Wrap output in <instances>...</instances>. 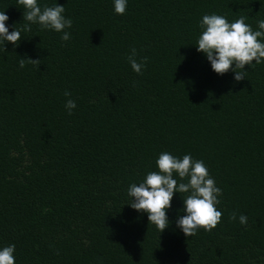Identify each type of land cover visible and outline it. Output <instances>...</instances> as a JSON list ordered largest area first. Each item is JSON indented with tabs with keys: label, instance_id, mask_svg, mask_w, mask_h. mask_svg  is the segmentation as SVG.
I'll return each instance as SVG.
<instances>
[{
	"label": "trees",
	"instance_id": "obj_1",
	"mask_svg": "<svg viewBox=\"0 0 264 264\" xmlns=\"http://www.w3.org/2000/svg\"><path fill=\"white\" fill-rule=\"evenodd\" d=\"M38 4L63 5L71 38L33 23L0 51V249L14 244L15 264H264V61L237 82L195 45L205 14L259 30L264 0H127L123 15L114 0ZM0 11L9 31L29 23L17 0ZM164 151L203 160L222 190L211 231L177 226L185 193L161 233L130 207Z\"/></svg>",
	"mask_w": 264,
	"mask_h": 264
},
{
	"label": "clouds",
	"instance_id": "obj_2",
	"mask_svg": "<svg viewBox=\"0 0 264 264\" xmlns=\"http://www.w3.org/2000/svg\"><path fill=\"white\" fill-rule=\"evenodd\" d=\"M17 3L23 7V19L29 23L24 24L22 29L13 28L9 31L6 25L9 17L4 11H0V51H6V41L14 46L18 45L22 38L21 32L31 31L33 23H38L42 29L62 32L61 39L64 41L71 38V33L64 29L71 28L73 21L64 16L63 5H45L42 8L38 0H17ZM126 9L127 0H114L117 14L123 15ZM246 20V16H241L234 22H229L225 16L205 14L200 21L203 31L195 44L197 51L206 55L215 73L222 75L232 70L237 82L246 77L245 71H242L245 65H251L253 61L256 64L264 61V20L257 21L259 30H253ZM135 57L136 49L132 48L129 63L136 73H141L147 57L140 61ZM26 62L39 65L40 59L25 57L18 61L21 68ZM70 95V92L65 91V96ZM75 107L76 102L69 98L65 103L68 113L71 114ZM156 166L158 171H149L142 182L130 184L127 194L132 198L130 207L147 213L148 222L153 223L159 233L169 226L167 210L171 207L176 192L187 194L183 198L185 215L176 221L185 236L196 235L199 228L211 231L220 223L223 214L216 206L220 203L218 197L222 195V190L216 186V181L210 176L203 160H194L190 154L178 158L164 151L159 154ZM185 179L187 182H184ZM236 218L237 215L233 212L230 219ZM239 222L246 225L247 216L239 215ZM14 252V244L0 249V264H15Z\"/></svg>",
	"mask_w": 264,
	"mask_h": 264
}]
</instances>
